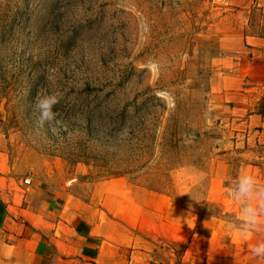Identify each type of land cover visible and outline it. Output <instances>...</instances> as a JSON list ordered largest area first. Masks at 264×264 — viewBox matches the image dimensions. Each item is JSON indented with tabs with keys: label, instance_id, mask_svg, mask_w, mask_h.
Instances as JSON below:
<instances>
[{
	"label": "rangeland",
	"instance_id": "1",
	"mask_svg": "<svg viewBox=\"0 0 264 264\" xmlns=\"http://www.w3.org/2000/svg\"><path fill=\"white\" fill-rule=\"evenodd\" d=\"M262 8L0 0V169L33 170L80 195L97 181L139 185L160 199L159 211L169 200L211 219L191 231L222 232L231 258L240 210L229 185L249 165L264 171V123L250 118L264 115V94L247 78L243 41L264 32ZM141 230L164 260V234L187 237L162 222Z\"/></svg>",
	"mask_w": 264,
	"mask_h": 264
},
{
	"label": "crops",
	"instance_id": "2",
	"mask_svg": "<svg viewBox=\"0 0 264 264\" xmlns=\"http://www.w3.org/2000/svg\"><path fill=\"white\" fill-rule=\"evenodd\" d=\"M259 1L232 0L248 14L261 7L264 12V2ZM243 41L250 59L247 78L257 84L255 93L264 94L260 81L264 78V32L248 33ZM250 118L264 123V115L254 112ZM258 167L249 165L247 170L264 185V171ZM14 174L0 169V264H264V259L251 253L255 244L264 241V230L244 237L231 231L235 249L228 258L222 232L211 225L206 233L191 231L211 219H192L186 209L169 200L159 211L160 199L139 185L122 179L97 181L86 195H80L40 178L33 170L23 176ZM144 221L176 226L187 237L181 240L164 234L170 246L162 247L164 260L158 257L156 238L142 232ZM175 242L181 244V251L176 252Z\"/></svg>",
	"mask_w": 264,
	"mask_h": 264
},
{
	"label": "clouds",
	"instance_id": "3",
	"mask_svg": "<svg viewBox=\"0 0 264 264\" xmlns=\"http://www.w3.org/2000/svg\"><path fill=\"white\" fill-rule=\"evenodd\" d=\"M193 177L197 182L202 179L195 174ZM229 193L240 210V222L231 230L236 231L240 237L264 230V185L259 184L253 174L244 173L234 184L229 185ZM251 253L254 257L264 259V241L255 244Z\"/></svg>",
	"mask_w": 264,
	"mask_h": 264
},
{
	"label": "built area",
	"instance_id": "4",
	"mask_svg": "<svg viewBox=\"0 0 264 264\" xmlns=\"http://www.w3.org/2000/svg\"><path fill=\"white\" fill-rule=\"evenodd\" d=\"M25 183H27V184H28V183H29V181H28V180H25Z\"/></svg>",
	"mask_w": 264,
	"mask_h": 264
}]
</instances>
